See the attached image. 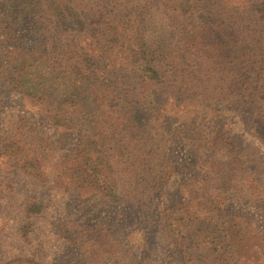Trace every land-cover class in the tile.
<instances>
[{
  "label": "trees",
  "instance_id": "obj_1",
  "mask_svg": "<svg viewBox=\"0 0 264 264\" xmlns=\"http://www.w3.org/2000/svg\"><path fill=\"white\" fill-rule=\"evenodd\" d=\"M25 28L29 42L1 52L0 73L22 99L43 108L49 126L79 132L77 148L55 162V188L114 205L128 203L135 191L166 197L161 227L180 264H241L235 254L253 241L264 252L262 230L229 218L222 194L210 195L215 173L227 192L235 174L251 166L227 111L240 113L264 142V0H0L5 43H15ZM34 133L22 117L1 150L46 183L49 144ZM176 140L191 144L201 170L198 180L171 187L179 172L171 151ZM246 181L234 188L263 204L264 189ZM42 211L33 198L26 202L25 240ZM74 228L65 225L60 237L83 247L91 262L117 250L104 228L88 226L81 238Z\"/></svg>",
  "mask_w": 264,
  "mask_h": 264
},
{
  "label": "rangeland",
  "instance_id": "obj_2",
  "mask_svg": "<svg viewBox=\"0 0 264 264\" xmlns=\"http://www.w3.org/2000/svg\"><path fill=\"white\" fill-rule=\"evenodd\" d=\"M29 35V29H22L17 41L8 46L5 35L0 33V54L11 46L29 42ZM169 104L171 111H176L172 100ZM227 114L228 128L239 137L243 154L251 166L247 168V174H235L237 182L227 192L223 189L225 182L217 181L219 179L215 173L210 178L214 181L211 188H216L211 189L210 195L221 193L229 218L251 221L264 235V211L258 208H264V203L247 199L234 188L241 182L248 183L246 180L255 179L264 189V142L248 130L240 113L227 111ZM43 116V108L31 100L22 99L0 73V264L17 258L30 259L39 264H180L178 251L161 227L159 207L167 203L166 197L154 194L151 197L146 193L139 196L142 191H135L128 203L114 205L90 193L65 192L54 187L55 162L68 157L77 148L79 132L51 127ZM22 117L31 120L35 136L48 140L50 158L46 155L44 165L50 179L46 183L31 178L13 159L2 153V138L12 131L13 123ZM173 129L178 131L180 124H174ZM171 151L179 171L171 187L198 180V170H201L197 168L199 158L191 144L176 140ZM224 176L228 179L232 175L225 173ZM187 192L193 197L191 205L198 208L200 201L190 187ZM31 198L43 205V211L33 218L29 239L25 240L20 232L25 221L23 209ZM65 225L74 226L80 238L86 227L100 226L113 236L117 250L113 255H104L93 263L87 258L83 247L70 246L61 239ZM253 243L244 247L240 254H235L241 264H264V252Z\"/></svg>",
  "mask_w": 264,
  "mask_h": 264
}]
</instances>
